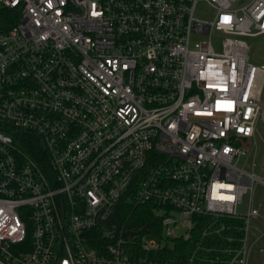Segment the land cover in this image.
<instances>
[{
  "label": "built area",
  "instance_id": "1",
  "mask_svg": "<svg viewBox=\"0 0 264 264\" xmlns=\"http://www.w3.org/2000/svg\"><path fill=\"white\" fill-rule=\"evenodd\" d=\"M260 36L264 0H0V264H249Z\"/></svg>",
  "mask_w": 264,
  "mask_h": 264
},
{
  "label": "rangeland",
  "instance_id": "2",
  "mask_svg": "<svg viewBox=\"0 0 264 264\" xmlns=\"http://www.w3.org/2000/svg\"><path fill=\"white\" fill-rule=\"evenodd\" d=\"M242 2V1H241ZM243 3H240L242 5ZM197 14L204 18L210 19L213 16V12L208 8H198ZM220 37L214 39L216 46L219 47ZM251 46L250 57L252 63L256 65L264 64V37L249 38ZM264 101V98H263ZM249 155L240 162V166H244L246 170L256 173L260 178L264 180V119L260 118L257 123L256 136L249 141ZM254 205L261 210L263 215L262 229L264 232V185L262 183H256L255 192L251 196L245 195L243 204L240 206V212L247 213L250 207ZM264 249V238L255 247V251L251 256L249 264H264V251L260 252L259 249Z\"/></svg>",
  "mask_w": 264,
  "mask_h": 264
},
{
  "label": "trees",
  "instance_id": "3",
  "mask_svg": "<svg viewBox=\"0 0 264 264\" xmlns=\"http://www.w3.org/2000/svg\"><path fill=\"white\" fill-rule=\"evenodd\" d=\"M11 25V24H10ZM9 26V25H8ZM18 145L22 147L25 152L34 158L39 163H45L47 160L43 149L41 148L39 141L33 137L21 138L18 140ZM151 211L149 208H136L127 202L121 204L117 211V217L120 222L128 221L129 225H132V221L135 224H144L149 220Z\"/></svg>",
  "mask_w": 264,
  "mask_h": 264
}]
</instances>
